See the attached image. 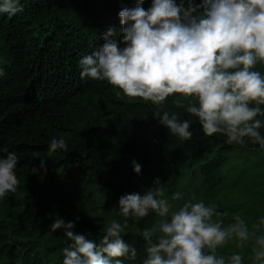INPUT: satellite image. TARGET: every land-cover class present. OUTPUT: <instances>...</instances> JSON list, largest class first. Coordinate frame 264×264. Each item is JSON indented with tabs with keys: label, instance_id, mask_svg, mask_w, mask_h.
<instances>
[{
	"label": "trees",
	"instance_id": "trees-1",
	"mask_svg": "<svg viewBox=\"0 0 264 264\" xmlns=\"http://www.w3.org/2000/svg\"><path fill=\"white\" fill-rule=\"evenodd\" d=\"M137 2L19 0L22 12L0 13V158L17 155L19 182L16 191L0 197V264H63V249L72 241L63 228L51 230L57 219L74 223V233L97 243L105 234L71 193L53 182L61 170L76 168L78 184L98 191L105 206L118 207L122 196H143L157 179L169 191L190 163L202 184L215 190L230 153L264 151L248 138L237 144L222 133L205 135L198 118L173 103L182 99L177 95L154 105L129 98L106 81L82 78L79 61L104 43L109 29L122 36L119 12ZM151 4L144 0L142 6L147 10ZM256 70L264 74V66ZM164 111L188 120L192 137L183 140L161 125ZM259 131L264 137V125ZM61 138L67 149L50 152L51 140ZM151 216L128 219L138 231L121 235L137 256L123 257L121 264H143L147 258L141 233Z\"/></svg>",
	"mask_w": 264,
	"mask_h": 264
},
{
	"label": "clouds",
	"instance_id": "clouds-1",
	"mask_svg": "<svg viewBox=\"0 0 264 264\" xmlns=\"http://www.w3.org/2000/svg\"><path fill=\"white\" fill-rule=\"evenodd\" d=\"M138 0L133 8L119 12L122 36L109 29L104 43L80 61L81 76L120 89L129 98L162 105L169 96L173 103L198 118L205 135L222 133L228 143H244L245 138L264 147L260 129L264 121V0H152L143 8ZM23 11L19 0H2L0 13ZM0 75H3L0 71ZM187 101V103H185ZM255 105V106H253ZM161 125L183 140L192 137L190 122L164 111ZM67 149L63 138L52 139L50 152ZM15 153L0 158V197L14 192L18 179ZM41 161V169L44 168ZM136 174L141 166L133 162ZM35 172L36 169H33ZM156 187L122 196L118 202L123 224L113 219L97 241L73 232L74 223L63 218L51 230L63 228L72 243L63 249V264H121V258L137 256L122 233L128 219L139 220L155 213L151 227L142 230L147 258L143 264H244L242 253L225 257L218 249L229 242L244 248L253 242L251 264H264V218L249 227L239 214L224 224L214 205L187 200L181 192L166 196L159 179ZM214 217H216L214 219ZM260 233V234H258Z\"/></svg>",
	"mask_w": 264,
	"mask_h": 264
},
{
	"label": "rangeland",
	"instance_id": "rangeland-1",
	"mask_svg": "<svg viewBox=\"0 0 264 264\" xmlns=\"http://www.w3.org/2000/svg\"><path fill=\"white\" fill-rule=\"evenodd\" d=\"M193 164L190 163L181 169L175 184L166 191V196L171 197L172 193L181 192L183 199L177 204L193 199V202L203 201L206 206L214 205L217 212L228 213L220 217L224 224L232 222V217L239 214L246 220L249 227L264 218V151L254 154L233 152L228 155L227 163L221 170L223 181L219 188L208 190L201 182L200 177L192 173ZM76 168L67 174L61 170L55 176L53 182L63 191H68L74 197L75 202L87 213L89 219L98 224L104 231L106 226L115 219L123 224V218L119 214L116 205L105 206L102 197H97L98 191L85 185L78 184L75 171ZM148 219L150 227L157 219L155 213ZM216 217H214L215 219ZM138 231L137 227L129 226L124 232ZM260 234V233H258ZM253 242H248L244 248H238L236 242H229L218 249V254L225 257L242 253L244 264H251Z\"/></svg>",
	"mask_w": 264,
	"mask_h": 264
}]
</instances>
